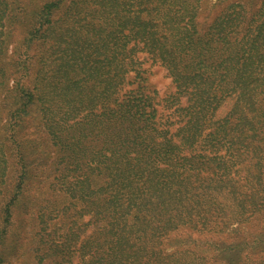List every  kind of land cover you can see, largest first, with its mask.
<instances>
[{
    "label": "trees",
    "instance_id": "obj_1",
    "mask_svg": "<svg viewBox=\"0 0 264 264\" xmlns=\"http://www.w3.org/2000/svg\"><path fill=\"white\" fill-rule=\"evenodd\" d=\"M63 1L40 4L34 22L26 30L25 47L18 57L7 54L6 41L0 39V117L6 115L5 124L0 126V168L5 172L1 165L8 163L9 147L19 172L18 181L13 186L6 188L9 185L7 180L0 183L7 222L13 214L12 207L24 194L22 183L26 181L27 168L37 161L36 158H28V153L32 154L31 141L25 138L28 135L34 137L40 123L46 129L51 144L59 147L60 151H68L71 158L68 163L75 161L74 168L70 170H76L74 178L79 188L71 187L69 196L94 206L102 200L98 195L106 189L104 183L98 184L108 165L104 160L107 156L101 158L102 152L109 139L115 136L125 140L122 147L126 149L128 165L135 166L133 160H138V150L147 151L148 156H141L145 163L142 169L145 174H151V179L156 168L149 152L157 133H170L158 135L163 138V154L169 151L176 153L189 143L193 146L197 140L215 146L222 130L232 134L231 129L235 128L238 131L236 139L249 136V122L246 121L250 105L254 104L253 98L246 95L244 89L236 91L229 85L233 80L245 83L248 76L252 78L261 74L256 71L258 67H264V48H259L257 41L264 24V0L251 14L243 15L242 19L234 18L238 20L236 26L224 34L220 32L222 20L218 14L210 24L200 22L198 0H69L65 6L66 17L62 24L56 26L57 18L53 15ZM15 2L0 0V37L6 26L4 20L11 18L10 8ZM233 4L231 1L226 6ZM237 14L235 11L234 17ZM38 38H43L39 57L31 52V45ZM138 52H145L153 62L164 66L175 83L177 93L185 97V104L173 95L164 98L174 113L165 127L160 126L164 122L157 108L159 102L155 100V92L146 90V77L141 70L143 58L138 56ZM244 71L246 74L242 73ZM13 73H18L16 82L8 87L7 82ZM28 75L32 78L27 83ZM250 85L244 87H252ZM232 94L236 97V107L226 113L229 115L227 119L213 123L211 130L204 134L205 124L211 121L220 101L231 98ZM35 104H38L36 113L33 110ZM260 106L263 108L264 104ZM40 114L41 122L36 118ZM130 148L133 155H129ZM80 151L82 154L79 156ZM87 154L90 157L86 158L85 164L99 160L105 162L102 163L105 166L98 164L83 168L79 158L84 162ZM198 156L203 157L201 154ZM58 159L57 155L55 165L59 164ZM168 160V157L160 156V161L167 163ZM250 161V166L260 165L261 155H252ZM65 167L62 166L63 169ZM53 171L56 170L53 168ZM36 182L40 188L43 186L42 179L36 178ZM143 186L146 188L144 194L157 198L155 186ZM134 189L133 184L125 189L108 212L130 230L132 240L139 237L133 230L136 221L141 227L152 217L144 215L143 200L137 202L135 197H131L129 192L133 193ZM139 189L140 186L138 193ZM39 194L44 198L43 191ZM144 194L139 193L138 198ZM250 194L246 190L242 192L244 196ZM149 202L152 204V200ZM258 203L246 200L243 205L246 211L252 209L254 212L259 205H264V200ZM124 204L123 209L127 212H122L123 216L115 215L114 210ZM103 207L111 206H100L94 214L100 215V231L106 230V223L111 222ZM42 222L43 217L40 216L34 225L39 227ZM6 229L4 225L0 228V237ZM144 229H138V233ZM76 230L71 232V227H68L65 239H68V234L74 235L80 249L84 244L94 245L93 233L86 234L81 240V234ZM68 242H64L60 250L59 259L64 264L72 263V255L65 253V249H70ZM122 251L120 249L118 253L126 259L124 264H152L153 254L163 255L161 249H156L144 258L129 259V255ZM79 253L81 259L86 257L92 264H100V259L117 257L111 252L107 258H99L97 250L91 247ZM94 259H98L96 263H93Z\"/></svg>",
    "mask_w": 264,
    "mask_h": 264
},
{
    "label": "rangeland",
    "instance_id": "obj_2",
    "mask_svg": "<svg viewBox=\"0 0 264 264\" xmlns=\"http://www.w3.org/2000/svg\"><path fill=\"white\" fill-rule=\"evenodd\" d=\"M15 1L10 8L11 18L4 20L6 26L0 39L4 38L6 41V53L18 57L25 47L23 39L26 30L34 22L40 4L58 0ZM231 1L234 4L226 6ZM68 3L69 0H64L55 9L53 18H57L56 26L62 24V19L66 17L65 6ZM196 3L200 11V22L203 25L210 24L218 14L222 20L220 32L224 34L236 26L238 20H233L234 18L242 19L243 15L251 14L260 7L262 0H198ZM235 11H238L237 17H234ZM232 21L233 24L230 25ZM260 30L262 33L258 35L257 41L259 48H264V24ZM42 39L38 38L31 45V52L36 53L38 57L43 50ZM138 56L143 58L141 70L142 75L146 77L148 86L146 90L150 93L155 92V100L159 102L157 108L162 116L161 121L164 122L160 126L165 127L167 120H171L174 113L164 98L173 95L180 99L181 104H185V97L177 93L175 83L164 66L153 62L145 52H138ZM256 71L261 74L252 78L248 76L245 83L243 80L236 82L233 80V84L229 85L236 91L244 89L246 95L253 98L254 104L250 105L246 121L249 122L247 125L249 136L236 139L238 131L235 128L231 129L232 134L222 130L215 146L197 140L193 146L189 143L176 153L169 151L163 154L164 149L161 146L163 138L158 135L170 133H157L151 141L153 147L149 152L156 168L152 172V179L151 174H145L142 169L145 163L141 156L142 154L148 156L147 151L138 150V160H133L135 166L128 165L126 149L122 147L125 140L123 137L115 136L109 139L102 152L104 155L101 158L107 156L104 160L108 165L107 171L98 179V184L104 183L106 189L102 195H98L102 200H98L96 206L79 201L78 197L69 196L70 188L78 187L74 178L77 172L70 170L74 168L75 161L70 160L68 163L71 159L68 151L63 152L59 147L53 146L46 129L40 123L37 134L25 138L31 141L32 154L28 153V158H36L37 161L35 165L27 168L26 181L22 183L24 194L16 205L11 206L13 214L8 222L5 218V201L0 194V228L3 225L7 228L0 237V264H64L59 256L66 241H69L70 249H65V253L72 255L70 264H92L86 257L81 259L79 253L89 247L97 250L99 258H107L111 252L117 254V257L112 256L107 260L100 259V264H124L126 259L119 255L120 249L126 256L129 255L127 256L129 259L144 258L148 252L161 249L164 256L153 254L150 259L152 264H264V205H259L254 212L252 209L246 211L243 205L246 200H253L254 204L264 200V107L260 106L264 104V83H261L264 82V67H258ZM242 73L246 74L245 71ZM17 74L13 73L10 77L8 87L15 84ZM30 77L32 78L28 75L27 83ZM249 84L252 87H244ZM235 101L234 95L220 101L211 121L205 124L204 134L211 130L210 126L213 123L227 119L229 115L226 116V113L236 107ZM33 110L36 113L38 104H35ZM5 116L0 117V126L5 124ZM36 118L41 122V114ZM8 149V163L1 165L5 172L0 168V183L1 180H7L9 185L6 188L13 186L19 176L15 157L9 147ZM128 151L129 155H133L132 148ZM81 154L80 151L79 156ZM199 154L203 157L198 156ZM254 154L261 155V163L250 166V157ZM57 155L59 164L55 165ZM160 156L168 157L167 163L160 161ZM192 156L195 159H192ZM89 157L87 154L84 162L78 157L83 168L98 164L105 166L102 164L105 162H98L99 160L85 164L86 158ZM192 164L196 166L192 167ZM63 165L67 167L63 169ZM53 168L56 171H53ZM36 178L43 180L41 188ZM93 183L96 181L93 180ZM131 184L135 185L133 193L129 192L131 197H135L137 202L139 199L143 200L144 215L152 216L149 217L150 222L144 223L141 227L136 221L133 227L139 236L136 240H132L130 230L123 227L121 220H116L108 213ZM143 185L155 186L157 198H150L148 194H144L146 188ZM4 186L5 183L1 187ZM139 186V193L144 194L140 195V198ZM245 190L251 194L242 195ZM41 191L45 193L44 198L39 194ZM100 206H111L103 207V212L110 216L111 222H107L105 225L108 226L107 229L101 231L98 221L100 215L94 216ZM124 206L125 204L122 208L114 210V214L123 216L122 212H127L123 209ZM40 216L43 217V222L36 227L34 224ZM68 227H71V232L77 228L76 231L81 234L80 239L86 234L93 233L94 245L84 244L80 249L76 237L71 234H68L66 240ZM141 228L145 229L138 233V229ZM97 260L94 259L93 263Z\"/></svg>",
    "mask_w": 264,
    "mask_h": 264
}]
</instances>
